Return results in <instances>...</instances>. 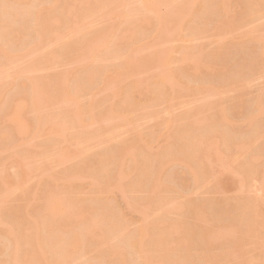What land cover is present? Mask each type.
I'll list each match as a JSON object with an SVG mask.
<instances>
[{
  "label": "bare ground",
  "instance_id": "6f19581e",
  "mask_svg": "<svg viewBox=\"0 0 264 264\" xmlns=\"http://www.w3.org/2000/svg\"><path fill=\"white\" fill-rule=\"evenodd\" d=\"M233 2L244 20L264 14V0H0V153L19 162L14 175L0 174V264H264V199L250 184L264 191V98L250 103L239 129L231 107L210 99L221 90L212 65L201 83L186 55L172 68L165 45L145 51L149 36L166 43L187 27L196 3L216 15L213 28L229 30ZM231 32L212 58H226ZM247 37L256 45L231 77L239 84L264 72V26ZM61 63L73 67L54 70ZM98 86L107 93L98 96ZM192 90L202 96L195 110L163 116L156 128L135 126L150 104L169 107ZM239 97L234 109L246 107ZM125 128L129 137H121ZM38 157L65 167L33 182L42 162L30 159ZM214 163L231 173L234 195L183 192L190 176L198 189L226 187L209 185Z\"/></svg>",
  "mask_w": 264,
  "mask_h": 264
},
{
  "label": "rangeland",
  "instance_id": "374dc122",
  "mask_svg": "<svg viewBox=\"0 0 264 264\" xmlns=\"http://www.w3.org/2000/svg\"><path fill=\"white\" fill-rule=\"evenodd\" d=\"M158 6H159V11L163 15H165L167 13V7L163 3H161ZM188 13H189V18L193 17V20L189 22L190 25L189 23L187 25V27L191 28V30L188 29L187 27L179 29L176 32V34L173 36V38L166 43H165V40L163 39L152 41L151 36H149L147 39L150 41L148 42V44L146 43L147 45H146L145 51H150L151 49L159 46V44L165 45L168 52L169 50L171 51V54L169 56H170V66H172V68L178 67L180 65V60L182 59L184 55H186L187 61H188L187 64L190 63L188 65L189 67L188 70H190V72H192L196 67H199L201 69L202 75L199 78V81L201 83L208 79V76H207L208 71L206 69L209 64L212 65L213 71L211 72V79L214 81V83L218 84L217 86L221 90L218 93V95H216V98H210V99L211 100L220 99L223 102L222 104V102L220 101V103L223 106H225L226 108L231 107V110H229L231 112L230 115L233 119L237 120L238 122L236 124L237 128L246 129L247 124L244 119H246L247 112L250 108V103L259 98H262V99L264 98V72L260 73L258 72V70L254 71L241 84L231 81L232 79H234V78L231 79V77L234 74L238 76L237 70L240 68L239 65L240 64H242V66L245 65L250 53L253 51L256 43L254 42L253 39H250L248 37L244 39V37L245 35H247V33L250 30L253 29L254 26H256L257 23H260L262 27L264 26V14L260 15L255 20H246V19L244 20V16L246 15V13H245V9L243 8L242 4H237V2H233L231 4V11H230V14L232 15V19L234 22L233 27L231 28L228 26L229 28L228 30L226 26H223L221 27L222 29L217 30L212 27L213 20L217 19L216 15L214 16L212 15V13L205 12L204 10L200 8L198 3L195 4L194 8L189 9ZM221 16H224V15H221ZM246 18L249 19V17H246ZM97 23H99V21ZM210 23H212V25ZM120 26L121 27H120L119 32H121V34L123 35L125 34L123 33V30H125V28L129 26V24L124 22ZM192 26H197V28L202 27L201 29H204V30H200V31L195 30V29L193 30ZM226 30L229 32L232 31L231 34L229 35V40H231V38H235L236 39L235 41L237 43L234 41L233 43L229 44V47L231 48V50L226 56H223L226 58L214 59L211 57V50H214L217 47L219 40L225 36L224 32ZM72 40L73 39H70V41ZM142 41H145V39ZM161 41L164 43H162ZM72 67L73 65L69 63H61V64H58L56 69L54 70L60 71V70H66ZM47 71L48 70L43 71L41 73H46ZM146 75L147 74L144 73L141 76H146ZM190 77L191 75H189L188 79H190ZM124 84L126 85V83L124 82L123 85H121V87L124 86ZM97 89L98 90L100 89L98 93V96L100 97L107 93L106 91L101 89L99 86L97 87ZM238 96H241L239 97V99L243 97V100H245L244 101L246 105L245 108L234 109L232 107L233 106L232 104L237 102ZM201 97L202 96L200 95V92L198 90H192V91H189L186 96H183L181 100L177 98L173 99L169 107H166L165 102L150 104L149 113L147 115H144L141 120L142 122L144 121L145 122L143 124H141L142 123L141 122L140 124L135 125V126L139 127L140 129L147 130L149 127L156 128L159 119H161L163 116L167 118L173 117L177 119L179 118L181 114H183L187 110H195L198 107V105L202 103ZM240 111H242L243 116L241 115ZM26 115L30 116L31 112L26 111ZM136 117L137 119H139L138 116ZM3 125L4 123L0 120V126H3ZM231 126L235 127L234 124ZM168 131L169 130H167V127L161 128L159 130L160 133H164L165 135L168 133ZM129 136L130 134H128L127 128H125L123 130V135L121 137H129ZM39 139H37L36 141H39ZM113 143H117V142L114 141ZM165 143L166 142L164 138L160 139L158 142L154 143L153 150L160 151V149L163 148ZM10 153H11L10 151L5 152V153H0V174L14 175L15 172L18 171L19 169V166H18L19 162L17 161V158H15V154H10ZM249 155L250 153L246 154V156H249ZM8 156H10V158H8ZM30 161L35 162V163L42 162L41 169L36 171L38 172L37 174L33 175V178H32L33 182H36L38 179H40L43 176L47 179V177L45 176L47 175V171H48L47 169L60 170L65 167L64 165H62L61 163L59 164L58 162L51 163L50 159L46 157H38L35 159H30ZM224 161L227 164L233 165L232 159L230 157L225 158ZM177 168L180 169V166L178 165ZM213 174L214 175L211 178L212 181L209 184L210 186L213 185L214 182H218V181L227 182L228 185L221 190L216 189V190L207 191L206 189H201V188L198 189L197 184L193 183L192 177L190 176L191 183L186 185L183 192L191 194L193 197H201V198L207 197V196H213V195H214L213 197L220 198V197H223L224 195L231 196V195H234V193H236L237 185L235 184L229 185V180L232 177L231 173L229 172L222 173L221 167H219L218 164L214 163L213 164ZM45 178H44V181H45ZM250 184H252L251 188L253 189L252 193L254 194V196L255 195L258 196L257 197L258 199L259 197H261V199L263 197L264 199V191H262L261 189L259 190L260 182L256 180H251ZM19 193H20L19 191L14 193L10 197L8 202L10 203L11 201H15L14 203H17V199L20 196ZM117 195L118 197L115 195L117 198H119L120 200L122 199L121 200L122 204H120V206L123 205L121 207L123 208L124 212H126V215H128L130 220H132L133 222H138L141 219L140 214L131 209H128V208L125 209V207L127 206L125 205L126 203L123 202L124 201L123 197L120 198L122 195L119 196V193ZM14 198H16V200H14ZM257 198H255V200H257ZM120 200L118 201L119 203L121 202ZM62 210H65V211L61 215V217L63 216L65 217L66 210H67L66 207L65 209H63L62 207ZM62 210L61 212H63ZM66 220H67V217L65 221ZM252 252L255 253L256 250H252Z\"/></svg>",
  "mask_w": 264,
  "mask_h": 264
}]
</instances>
